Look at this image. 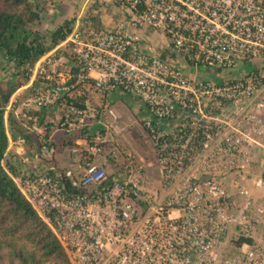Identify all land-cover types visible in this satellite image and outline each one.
I'll use <instances>...</instances> for the list:
<instances>
[{
	"label": "built area",
	"instance_id": "obj_1",
	"mask_svg": "<svg viewBox=\"0 0 264 264\" xmlns=\"http://www.w3.org/2000/svg\"><path fill=\"white\" fill-rule=\"evenodd\" d=\"M84 5L66 40L29 68L5 116L3 165L70 263L264 264V236L248 212H231L222 189L264 138V0ZM92 6L124 12L106 30L103 21L84 30ZM150 35L161 49L148 46ZM117 95L145 107L152 182L145 159L111 134L122 120ZM11 112L30 142L11 135ZM106 114L114 122L97 127Z\"/></svg>",
	"mask_w": 264,
	"mask_h": 264
},
{
	"label": "trees",
	"instance_id": "obj_2",
	"mask_svg": "<svg viewBox=\"0 0 264 264\" xmlns=\"http://www.w3.org/2000/svg\"><path fill=\"white\" fill-rule=\"evenodd\" d=\"M53 1L0 0V59L14 63L17 68L13 78L0 79V264H71L50 224L40 216L3 165L9 147L5 116L11 98L28 84L29 68L66 40L77 19L68 20L49 35L45 34L39 28L44 22L42 5ZM86 20L94 25H86L84 30L100 24L92 13ZM64 58L57 52L56 59ZM29 93V90L21 92L20 99ZM8 125L12 136L23 135L29 142L32 140L13 112L8 117ZM143 174L147 181L154 178L152 174L148 178L150 172L146 169Z\"/></svg>",
	"mask_w": 264,
	"mask_h": 264
},
{
	"label": "crops",
	"instance_id": "obj_3",
	"mask_svg": "<svg viewBox=\"0 0 264 264\" xmlns=\"http://www.w3.org/2000/svg\"><path fill=\"white\" fill-rule=\"evenodd\" d=\"M87 1L88 0H54L47 5L49 11L47 16L51 21L52 19L58 21V26L63 25L66 21L77 18L78 14L81 15L79 12H81V9L83 11L84 4H86ZM55 3L60 5L63 12L60 13L58 9H55ZM67 10H69V13L66 14L65 12ZM86 11L88 12L89 10ZM61 16L65 17L61 19ZM85 21L88 22L86 19ZM149 39L151 40L148 45L149 47L152 46L153 48L161 49L160 45L164 44H158L154 35H150ZM151 42L153 43L152 45ZM112 99L113 101H123L127 103V105L134 106L136 110H141L145 113L143 103L136 96L117 95ZM121 107L125 106L122 104ZM222 189L227 197L231 212L235 215L248 212L255 220L260 236H264V138L258 139L253 145V159L251 164L227 178ZM229 250L235 252L232 247H230Z\"/></svg>",
	"mask_w": 264,
	"mask_h": 264
},
{
	"label": "rangeland",
	"instance_id": "obj_4",
	"mask_svg": "<svg viewBox=\"0 0 264 264\" xmlns=\"http://www.w3.org/2000/svg\"><path fill=\"white\" fill-rule=\"evenodd\" d=\"M47 5L49 4L43 3L42 5L43 10H41V12L44 22L42 23V26L39 28L45 34L49 35L58 27V21H55L54 19H52L51 21V19H49V17L47 16V14H49ZM95 6L89 7V9H87L89 11L88 12L86 11L85 14L88 15L89 13H92L99 19L101 23L103 21V26L105 30L107 29V26H112L113 22L116 21L114 18L115 16L123 15L124 12L122 8L117 9L116 6H113V8H109V9L104 7H102V9L98 7L95 8ZM55 9H58L60 13L63 12L59 4L55 3ZM80 11H82V9ZM65 13L66 14L69 13V10H67ZM64 17L65 16H61V19H63ZM105 30H103V32ZM156 41L158 44H163L161 40L158 38H156ZM16 72H17V68L14 63L8 64L4 61L2 62L0 59V79L6 80L13 78ZM199 77H204V75L199 74ZM23 91H25V89H23ZM122 104L125 107H121ZM111 107L116 109L122 116V120L118 123V127L111 129V134H113V136L120 142L123 148L125 147L132 149L139 157H143L145 159L146 162L144 164V169L150 172L149 177L147 176L148 178H150L151 174L153 175L154 178H150V180H148L152 182L157 177L156 175L157 169L156 167H152V168L147 167L148 166L147 164L150 161L154 162V153L152 152V141L150 140L146 131L140 125L145 114L143 113V111L136 110L134 106L132 107V105H127V103L123 101L112 100ZM102 122L103 123L97 124L101 128L107 125V123H113L114 119L112 118V116L106 114ZM62 137L63 136L61 135V138ZM116 168L120 169L122 167H119L118 165L116 166ZM148 185L150 187L152 186L150 183H148Z\"/></svg>",
	"mask_w": 264,
	"mask_h": 264
}]
</instances>
